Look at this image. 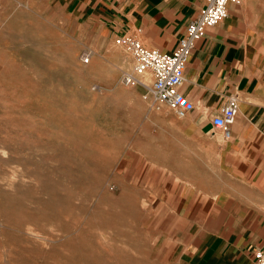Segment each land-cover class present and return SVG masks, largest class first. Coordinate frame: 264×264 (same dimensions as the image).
Returning <instances> with one entry per match:
<instances>
[{
	"label": "rangeland",
	"instance_id": "1",
	"mask_svg": "<svg viewBox=\"0 0 264 264\" xmlns=\"http://www.w3.org/2000/svg\"><path fill=\"white\" fill-rule=\"evenodd\" d=\"M49 2L5 11L0 264H204L170 175L183 122L122 84V48Z\"/></svg>",
	"mask_w": 264,
	"mask_h": 264
},
{
	"label": "crops",
	"instance_id": "2",
	"mask_svg": "<svg viewBox=\"0 0 264 264\" xmlns=\"http://www.w3.org/2000/svg\"><path fill=\"white\" fill-rule=\"evenodd\" d=\"M23 1L34 0H0V67L5 11ZM42 1L49 6V0ZM56 1L102 32L99 38L113 42L127 33L160 53L175 48L205 5L204 0ZM227 11L228 17L196 42L186 64L180 92L193 103V111L184 118L165 116L142 100L140 87L128 88L154 114L184 124L173 136L180 140L171 153L170 175L185 209L192 257L204 264L233 259L253 264L252 252L264 250V0H243ZM127 58L129 69L121 71L120 79L132 68ZM234 94L239 111L224 139L212 120Z\"/></svg>",
	"mask_w": 264,
	"mask_h": 264
},
{
	"label": "built area",
	"instance_id": "3",
	"mask_svg": "<svg viewBox=\"0 0 264 264\" xmlns=\"http://www.w3.org/2000/svg\"><path fill=\"white\" fill-rule=\"evenodd\" d=\"M204 1L205 5L187 24L175 48L169 53L146 48L135 36L127 33L114 40L115 45L122 48L132 61V68L122 73V84L126 87H140L143 91L141 98L151 109H166L178 118H184L193 111V103L180 92V88L195 44L208 29L219 25L228 17L229 5L239 6L243 0ZM91 57L90 50L83 51L79 57L80 63L88 64ZM238 104L237 95L228 96L219 116L212 120L213 127L222 132L224 139L230 137L231 127L239 111ZM251 256L253 264H264V250H254Z\"/></svg>",
	"mask_w": 264,
	"mask_h": 264
}]
</instances>
